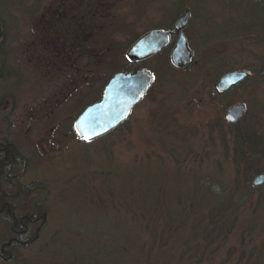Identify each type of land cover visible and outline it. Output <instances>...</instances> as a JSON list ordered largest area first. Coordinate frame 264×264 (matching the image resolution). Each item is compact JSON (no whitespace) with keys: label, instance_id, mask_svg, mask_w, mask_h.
Here are the masks:
<instances>
[{"label":"rangeland","instance_id":"374dc122","mask_svg":"<svg viewBox=\"0 0 264 264\" xmlns=\"http://www.w3.org/2000/svg\"><path fill=\"white\" fill-rule=\"evenodd\" d=\"M263 7L257 0H0V139L23 158L6 170L3 191L19 195L21 214L39 208L44 217L0 264L180 261L179 245L201 243L215 210L222 213L215 223L227 217L232 231L211 263L264 258V186H253L264 174ZM186 11L188 68L172 65V47L127 60L140 37L174 28ZM57 29L60 43L52 40ZM137 69L156 80L130 118L82 142L76 118L113 76ZM233 71L250 77L216 94L219 78ZM236 105L245 113L233 126L225 117ZM252 156L261 160L250 164L257 173L247 165ZM28 185L35 188L26 195ZM150 210L168 213L180 229L172 259L167 249L161 258L159 241L145 232L148 218L151 228L161 223ZM4 220L0 248L13 238Z\"/></svg>","mask_w":264,"mask_h":264},{"label":"water","instance_id":"95a60500","mask_svg":"<svg viewBox=\"0 0 264 264\" xmlns=\"http://www.w3.org/2000/svg\"><path fill=\"white\" fill-rule=\"evenodd\" d=\"M191 16V12L186 11L176 22L179 36L171 51V63L179 69L189 67L192 62V53L185 34ZM171 35V32L160 29L147 32L130 47L127 60L141 63L157 56L170 46ZM249 77L250 74L245 71L226 73L219 78L216 90L225 94ZM154 80L153 74L144 69H137L133 73H117L104 88L101 99L83 110L74 121L73 130L77 137L85 143H93L117 129L130 118L133 109L144 99ZM244 113L243 106H233L225 120L229 124H235L242 119ZM253 186H264V174L255 178Z\"/></svg>","mask_w":264,"mask_h":264},{"label":"trees","instance_id":"16d2710c","mask_svg":"<svg viewBox=\"0 0 264 264\" xmlns=\"http://www.w3.org/2000/svg\"><path fill=\"white\" fill-rule=\"evenodd\" d=\"M260 2V4H263L264 6V0H257ZM261 6V5H260ZM261 8V7H260ZM264 9V7H263ZM1 25V22H0ZM174 42V39L172 40ZM172 42V43H173ZM126 123V122H125ZM229 124V123H228ZM233 126H236L235 124H232ZM123 126V125H122ZM247 134L249 135L250 133ZM89 144V143H88ZM252 154L257 155V152H252ZM256 157V156H255ZM255 158L252 156L249 160L250 163L248 162L247 165L250 166V170L253 171L255 169V173L259 172L258 168H254L253 165L251 164V161H253ZM22 161L23 158L18 154L16 147L9 141L4 140L3 138L0 139V184L2 183V186L0 185V194L2 195L1 191L4 189L3 188V184H4V180L3 177H6L5 179H9V172H7V169H11L14 167V165H16L17 161ZM255 160H260L258 158V156L256 157ZM261 161V160H260ZM259 161V162H260ZM247 166V168H248ZM35 186L32 187V185H28L26 186L25 192L22 193H28L29 190L34 189ZM1 199V198H0ZM2 204H5V202H8L9 200L6 199V197L4 196L2 200H0ZM229 203H231V201H229ZM157 206V204H155V207ZM19 207V206H18ZM14 207H11L12 212L13 211H17V209H13ZM157 209V208H156ZM41 214V210L39 208H34V212L33 214H37L39 213ZM160 212L155 211V210H150V214L151 215H147L150 218H156L158 216V220H161V223L159 226L154 225L152 228L150 227V225H153L152 222L148 221V219L146 220L147 225L144 226L145 232L146 234L149 235V238H151V241L155 244L156 242L159 241L160 245L159 247V253L160 256L162 258L163 254L162 252H164L163 249H167L170 250L168 252H170L169 255H166V257H168V259H172L173 254L175 253V250H177L178 246L177 244L174 242L173 240V236L178 234L180 232V229H178V227H174L173 224V219L172 217L168 214V213H162L161 215L159 214ZM222 215V213L218 214V212L212 211L209 214V226H212L213 228L211 229L209 228V231L207 232V235H200L201 237V243H198V241H196L198 239V237L193 241L195 243L194 248H190L188 245H186L185 243H181V246L179 250L180 252V261H176L175 259L173 260H169L165 262V258L162 259L163 261H161V259L158 261L156 260V262H158V264H213L211 263V261H215L213 259V254L211 255V253L213 251H218L220 248H218L221 244V242L228 240L230 238L231 235V231L232 229L228 230L226 229V226L229 225V221L226 218L221 219L218 223H215L218 218ZM228 215V214H226ZM41 216V215H40ZM152 216V217H151ZM43 217V216H42ZM36 218V217H35ZM162 218V219H161ZM11 221H15V222H11L10 225L13 224H17L18 226L21 225V223L23 225H27V221L25 219V217H22L20 215H12L10 214L9 218ZM230 219V217H229ZM154 224H157V222H155ZM195 232H197V234L200 232L197 229H194ZM12 232V231H11ZM12 234L17 235V232H13ZM157 236H160V239L157 240ZM156 241V242H155ZM217 247H214L216 245V243H218ZM166 250V251H167ZM178 251V250H177ZM253 256V254H252ZM252 256L250 255L248 258V261H246V264H250L252 261ZM149 260V259H148ZM255 261H253V264H264V258L260 256H258V258L254 259ZM164 262V263H162ZM173 262V263H172ZM234 264H238V261L236 260ZM240 263V262H239ZM147 264H151V259Z\"/></svg>","mask_w":264,"mask_h":264},{"label":"flooded vegetation","instance_id":"af4514ba","mask_svg":"<svg viewBox=\"0 0 264 264\" xmlns=\"http://www.w3.org/2000/svg\"><path fill=\"white\" fill-rule=\"evenodd\" d=\"M59 29H61V26L59 27ZM161 30H163V29H161ZM186 30H187V28H186ZM186 30H185V34H186ZM165 31H168V32L172 33V35H171V44H170V46L168 48H166L164 50V51H166V50L168 51L169 48H171V47L173 49L174 44L176 43L175 40L178 39L179 33H178L177 29H176V24H175L174 28L168 29V30H165ZM60 39H61V33H60V30L57 29L56 31H54V37H53L52 40L59 42ZM173 39H174V42L172 41ZM191 53H192V51H191ZM170 57H171V52H170ZM192 59H193V54H192ZM214 91L216 92V94H218L220 96L226 94V93L225 94L218 93L217 90H216V85H215ZM0 185L2 186V183ZM1 193H2V195L0 194V198H1L0 200H2L3 197L5 196L6 199H8L9 201L5 202V204H2L1 201H0V217H4V219H5L4 221L6 222V224L8 226H10L12 233L13 232H15V233L17 232V235L13 234V238H11L9 240V242H7L5 244H2V247L0 248V258H2L4 260H7L8 258L5 259V257H4V255L6 254L7 248H10L11 246L12 247H17L19 244L20 245H25V242H23L21 240H23V238H24L23 236L26 235L27 232H29V230H30L29 226H31L33 223L40 222L44 217L40 216V212L34 215L33 211H30L29 213H25L24 215L21 214L20 210L23 209L22 208L23 206L22 207L21 206L18 207V206H15V204H14V201L18 200V196L19 195L18 194L12 195L11 193H7V192H5L3 190L1 191ZM25 194L27 195V193H25ZM11 207H14L13 209L14 210L17 209V211H13L12 212ZM10 214L15 215V216L18 214V215H20L22 217H25L26 221L28 222L27 225L25 226L22 223L19 226L16 223L13 224V225H10L11 222H15V221H11L10 219H8Z\"/></svg>","mask_w":264,"mask_h":264}]
</instances>
